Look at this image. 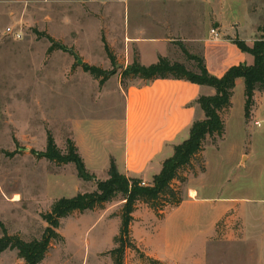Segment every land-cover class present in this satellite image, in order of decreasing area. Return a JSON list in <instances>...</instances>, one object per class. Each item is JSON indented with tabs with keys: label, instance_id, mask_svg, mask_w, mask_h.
Instances as JSON below:
<instances>
[{
	"label": "rangeland",
	"instance_id": "obj_1",
	"mask_svg": "<svg viewBox=\"0 0 264 264\" xmlns=\"http://www.w3.org/2000/svg\"><path fill=\"white\" fill-rule=\"evenodd\" d=\"M207 1L0 0V235L3 227L26 241L39 239L47 226L42 215L55 200L96 188L94 180L77 177L73 163L51 162L30 152L45 149L48 133L62 153L72 140L94 171L85 165L88 172L96 179L105 178L100 157L110 140L118 137L120 87L124 90L140 79L121 82L115 74L99 83L82 65L109 70L107 44L116 64L124 67L127 56L135 55L134 39L145 37L164 39L167 58L192 69L196 64L180 45L203 57L199 38L207 36L215 23L207 13ZM210 2L223 29L217 31L219 37L226 36L221 31L229 32L233 40L262 35L264 0ZM146 24L150 29L134 30ZM158 25L162 27L155 28ZM46 36L66 50L49 52ZM145 44L146 52L152 53V47L165 50L158 40ZM218 51L231 55L225 49ZM242 116L236 101L224 139L217 145L207 143L203 162L193 161L192 167L180 172L184 181H175L174 186L181 205H166L158 214L147 204L136 203L129 226L136 249L124 250L123 264H258L252 242L256 238L242 250L235 249L238 240L230 230L240 224L235 221L226 228L224 219L217 223L216 233L207 234L214 214L211 206L208 201L192 202L187 194L188 188L205 185L199 196H211L216 181L236 178L240 187L247 188V196L264 197V122L243 129ZM241 150L250 156L246 166L236 168ZM122 205V196L117 195L101 207L61 218L56 229L60 237L50 241L39 264H114L108 251L115 247ZM0 264H23V260L15 249H8L0 253Z\"/></svg>",
	"mask_w": 264,
	"mask_h": 264
},
{
	"label": "crops",
	"instance_id": "obj_2",
	"mask_svg": "<svg viewBox=\"0 0 264 264\" xmlns=\"http://www.w3.org/2000/svg\"><path fill=\"white\" fill-rule=\"evenodd\" d=\"M206 4L209 18L211 21L215 20L214 29L216 32L223 30L221 24L216 22L210 0ZM146 14L152 15L150 12ZM147 26V24L135 26L134 30L146 31L150 29ZM161 27L158 25L155 28L160 29ZM210 29L207 36L199 38L202 40L204 63L210 74L220 77L233 65H249L253 62L252 55L242 52L232 42L233 39L229 32L222 33L223 31H221L220 35H226L225 37H219V33H217V37L213 38ZM248 38L249 40H246V37H242L240 40L247 46H251L256 38ZM134 40L132 48H134L140 64L149 65L155 63L159 56L167 57V42L164 39L141 37ZM154 40H158L165 50L161 52L152 47V53L146 52L143 47L148 44L145 43ZM221 49H225L231 55L220 54L218 50ZM132 60L133 56L128 55L125 66ZM120 91L123 98L122 111L117 122L118 137L110 140L109 148L100 157L102 173L107 178V171L112 160L119 173L127 177L139 178L144 185H148L159 173L163 161L173 154L174 146L188 138L192 123L204 118V112L196 102L197 98L211 96L215 90L210 86L198 85L186 80L155 79L145 81L140 79L138 83L129 84L124 90L120 87ZM244 99V80L238 77L235 80L231 106L226 114L221 140L226 136L227 121H229L236 101L243 111L241 128L246 129L250 124L258 126L260 122H264V90L255 89L254 104L248 119L244 117ZM252 144L253 141H250L251 150L254 145ZM218 149L219 147L216 146V151ZM249 156V153L241 150L235 167L246 166ZM82 158L86 167L89 168L86 158ZM97 159L99 160V158ZM235 181L236 178L234 180L228 178L220 184L216 181L214 183L216 192L211 196H199L203 194L205 185L190 187L187 193L188 198L195 203L208 201L210 204L214 214L210 221V230L207 232L209 235L216 233L215 227L222 219H224L226 228L238 221L240 224L238 229L232 227L233 230H230L233 238L238 240L235 243V249L242 250L250 239L256 238L252 242L259 254L258 264H264V258L260 255L264 253V228L260 231V227L264 223V197L247 196L245 194L247 188L240 187L241 184Z\"/></svg>",
	"mask_w": 264,
	"mask_h": 264
},
{
	"label": "trees",
	"instance_id": "obj_3",
	"mask_svg": "<svg viewBox=\"0 0 264 264\" xmlns=\"http://www.w3.org/2000/svg\"><path fill=\"white\" fill-rule=\"evenodd\" d=\"M261 32L262 35L256 38L251 46H247L241 40H232L242 52L252 55L253 62L249 65H233L220 77L210 74L203 57L189 53L182 44L180 49L185 57L196 64L192 69H188L183 63L172 62L167 57L161 56L155 63L142 65L139 63L136 54L130 64L120 67L116 64L115 56L105 44L104 47L111 65L109 70L88 64L82 65L83 70L93 78L98 79L99 83H103L109 77L118 74L121 82L129 77L145 81L179 79L210 86L214 88L215 93L211 96H199L196 100L204 112V118L192 123L188 138L174 146L173 154L163 161L159 173L153 177L151 184L148 185L142 184V180L139 178L127 177L119 173L112 160L107 171V178L96 179L86 169L84 161L72 140L67 141L66 151L62 153L56 146L51 134L48 133L45 149L43 151L31 149L30 152L37 158H44L51 162L73 163L77 177L82 180H94L96 188L91 192L77 193L71 197H60L55 200L50 210L42 215L47 226L39 239L26 241L18 235L8 234L2 227L0 253L8 249H15L18 256L23 260V264H39L49 248L50 241L60 237L56 229L61 218L74 211L84 212L101 207L117 195H121L123 205L120 226L118 234L113 238L115 247L108 253L111 255L114 264H123L124 250L128 247L136 249L129 238V226L133 220L132 214L136 203L143 202L159 214L166 205L177 207L182 202L174 182L184 181L180 172L192 167L193 161L200 164L203 162V152L207 143L217 145V142L222 139L225 121L223 115L228 113L231 106V96L235 80L238 77L244 80V117L245 119L250 117L255 89L264 90V24ZM46 37L50 41L49 52L54 49L66 50L63 45L56 43L51 37ZM209 138L212 139L210 142H208ZM6 154L11 155L12 153Z\"/></svg>",
	"mask_w": 264,
	"mask_h": 264
},
{
	"label": "built area",
	"instance_id": "obj_4",
	"mask_svg": "<svg viewBox=\"0 0 264 264\" xmlns=\"http://www.w3.org/2000/svg\"><path fill=\"white\" fill-rule=\"evenodd\" d=\"M7 33L11 34V29L10 28H7ZM210 34H211V36L213 38L217 37V32H216V30L214 28L210 29ZM142 184H144V183L142 182Z\"/></svg>",
	"mask_w": 264,
	"mask_h": 264
},
{
	"label": "water",
	"instance_id": "obj_5",
	"mask_svg": "<svg viewBox=\"0 0 264 264\" xmlns=\"http://www.w3.org/2000/svg\"><path fill=\"white\" fill-rule=\"evenodd\" d=\"M77 63H78V64H82L81 59L77 58Z\"/></svg>",
	"mask_w": 264,
	"mask_h": 264
}]
</instances>
